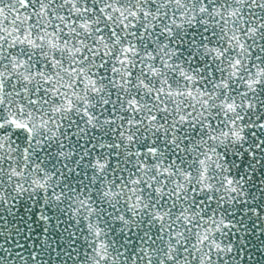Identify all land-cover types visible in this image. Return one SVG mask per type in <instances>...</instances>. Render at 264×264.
<instances>
[{
    "label": "snow or ice",
    "instance_id": "snow-or-ice-1",
    "mask_svg": "<svg viewBox=\"0 0 264 264\" xmlns=\"http://www.w3.org/2000/svg\"><path fill=\"white\" fill-rule=\"evenodd\" d=\"M0 264H264V0H0Z\"/></svg>",
    "mask_w": 264,
    "mask_h": 264
}]
</instances>
